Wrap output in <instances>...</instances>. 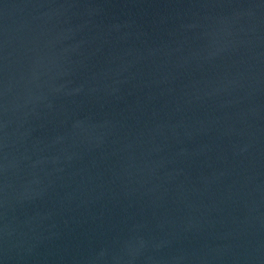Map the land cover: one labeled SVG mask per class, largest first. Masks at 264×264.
<instances>
[{
  "label": "water",
  "instance_id": "1",
  "mask_svg": "<svg viewBox=\"0 0 264 264\" xmlns=\"http://www.w3.org/2000/svg\"><path fill=\"white\" fill-rule=\"evenodd\" d=\"M0 264H264V0H0Z\"/></svg>",
  "mask_w": 264,
  "mask_h": 264
}]
</instances>
